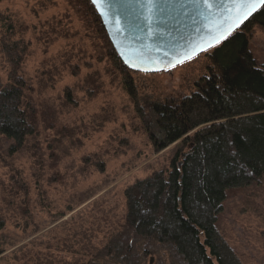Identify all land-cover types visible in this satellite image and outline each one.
<instances>
[{"label": "trees", "instance_id": "obj_1", "mask_svg": "<svg viewBox=\"0 0 264 264\" xmlns=\"http://www.w3.org/2000/svg\"><path fill=\"white\" fill-rule=\"evenodd\" d=\"M63 1L67 14L41 23L44 32L36 40L52 45L59 39L78 37L79 31L72 27L75 16L85 27L81 40L90 38L94 47L90 53L83 42L79 49L78 44L68 42L73 50L45 60L33 78L25 71L32 52V42L26 39L30 27L0 9V49L10 67L8 83L0 79V141L11 140L20 149L31 140L40 143L42 134L48 143L52 137L48 131L65 136V128H59L60 108L64 103L75 104L73 89L79 83L54 97L46 95L56 91L64 73L69 71L75 78L81 64L89 70L94 62L107 60L108 71L119 78L135 104L155 152L173 145L181 148L169 169L127 189L124 223L112 227L107 242L90 253L78 246V260L69 264H244L217 224L228 191L248 190L264 180V70L250 49L254 27L264 28V7L214 48L194 93L143 106L131 77L136 72L122 62L91 1ZM38 7L35 15L46 10L47 4ZM93 74L97 78L88 80V87L94 94L102 83L99 74ZM53 142L57 149V137ZM93 196L83 195L78 206Z\"/></svg>", "mask_w": 264, "mask_h": 264}, {"label": "rangeland", "instance_id": "obj_2", "mask_svg": "<svg viewBox=\"0 0 264 264\" xmlns=\"http://www.w3.org/2000/svg\"><path fill=\"white\" fill-rule=\"evenodd\" d=\"M48 1L4 0L0 5L2 12L30 27L26 39L32 42V52L25 71L31 78L45 60L71 52L68 42L78 44V49L84 43L90 53L94 47L90 38L81 40L85 27L75 16L72 27L79 31L78 37L59 39L52 45L38 42L35 37L44 32L40 24L61 19L68 12L63 0ZM42 3L47 4L46 10L35 15ZM250 49L258 67L264 70L263 27H254ZM213 50L162 73L131 74L140 103L144 106L146 102L194 93L196 82L207 72L208 56ZM77 56L74 54L75 59ZM108 68L107 60L94 62L89 70L81 64L78 77L69 71L64 73L56 91L46 95L54 97L79 83L78 89H73L74 105L64 103L60 108V102H56L61 111L59 128H65V136L48 131L47 135L52 136L48 143L42 134L40 143L31 140L20 149L11 140L0 141V225L4 224L0 231V264H69L78 260V246L86 253L101 248L112 227L124 223L127 189L169 169L181 149L173 145L155 152L135 104ZM9 72L0 49V79L5 84ZM96 72L102 86L93 94L88 80H96L90 76ZM54 137L60 142L59 149L54 147ZM85 194L94 196L78 206ZM217 228L244 264H264V180L248 190L228 191Z\"/></svg>", "mask_w": 264, "mask_h": 264}, {"label": "water", "instance_id": "obj_3", "mask_svg": "<svg viewBox=\"0 0 264 264\" xmlns=\"http://www.w3.org/2000/svg\"><path fill=\"white\" fill-rule=\"evenodd\" d=\"M93 6L125 66L147 75L171 70L198 56L193 50L229 27L241 10L232 0H215L211 9L196 0H155L151 11L148 0H98ZM263 7L257 5L232 34ZM182 59L183 63H177Z\"/></svg>", "mask_w": 264, "mask_h": 264}, {"label": "snow or ice", "instance_id": "obj_4", "mask_svg": "<svg viewBox=\"0 0 264 264\" xmlns=\"http://www.w3.org/2000/svg\"><path fill=\"white\" fill-rule=\"evenodd\" d=\"M93 4H97L98 0H92ZM102 2H107V0H102ZM197 3L203 4V6L206 9H211V7L214 5L215 0H196ZM234 6H239L241 9L238 11L236 17L234 18L232 24L223 29L222 31H219V35H216L213 37L212 40L208 41L205 45L198 46V49H194L196 55H199L200 52H206L210 50L211 48L219 45L222 41L227 40L229 36H231L232 32L235 30V28L239 27V25L249 16L253 11L256 10V6H264V0H232ZM149 3V11L152 10V7L155 4V0H148ZM191 56H186V59L190 60ZM184 60H178L177 63H183ZM143 71H148L149 69L144 68L141 69ZM158 70V69H157Z\"/></svg>", "mask_w": 264, "mask_h": 264}]
</instances>
